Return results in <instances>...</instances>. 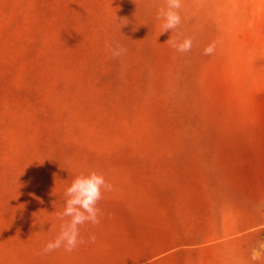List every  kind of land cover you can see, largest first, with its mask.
<instances>
[{
  "label": "rangeland",
  "instance_id": "rangeland-1",
  "mask_svg": "<svg viewBox=\"0 0 264 264\" xmlns=\"http://www.w3.org/2000/svg\"><path fill=\"white\" fill-rule=\"evenodd\" d=\"M162 6L0 0V264H264V0ZM91 171L96 243L43 253Z\"/></svg>",
  "mask_w": 264,
  "mask_h": 264
},
{
  "label": "clouds",
  "instance_id": "clouds-1",
  "mask_svg": "<svg viewBox=\"0 0 264 264\" xmlns=\"http://www.w3.org/2000/svg\"><path fill=\"white\" fill-rule=\"evenodd\" d=\"M183 7V0H164V6L157 11L156 18L162 20L164 32L176 30L181 24L180 10ZM168 42V41H167ZM193 46L191 38H185L182 42L174 43L173 47L179 53H188ZM214 45H209L204 49V55H211ZM112 58H118L127 53V49L119 42H112L107 45ZM113 185L106 181L103 174L91 171L75 177L70 186L65 190V201L63 211L57 213L59 220H65L60 226L59 235L48 241L43 249V253H49L63 248L66 253H72L80 244L96 243V235L90 234L87 241L80 236V226L86 223L99 225L102 215L101 209L97 206L103 197L104 192L113 191Z\"/></svg>",
  "mask_w": 264,
  "mask_h": 264
}]
</instances>
